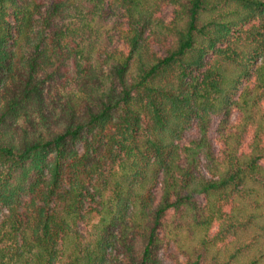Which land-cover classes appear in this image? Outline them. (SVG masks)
I'll return each mask as SVG.
<instances>
[{
	"label": "trees",
	"instance_id": "trees-1",
	"mask_svg": "<svg viewBox=\"0 0 264 264\" xmlns=\"http://www.w3.org/2000/svg\"><path fill=\"white\" fill-rule=\"evenodd\" d=\"M166 257L264 264V0H0V264Z\"/></svg>",
	"mask_w": 264,
	"mask_h": 264
},
{
	"label": "rangeland",
	"instance_id": "rangeland-1",
	"mask_svg": "<svg viewBox=\"0 0 264 264\" xmlns=\"http://www.w3.org/2000/svg\"><path fill=\"white\" fill-rule=\"evenodd\" d=\"M234 121H237V113L233 115V118H232ZM217 147H219V145H216ZM243 239L246 240L247 237L243 234ZM164 264H171L170 260L166 257L165 258V262Z\"/></svg>",
	"mask_w": 264,
	"mask_h": 264
}]
</instances>
